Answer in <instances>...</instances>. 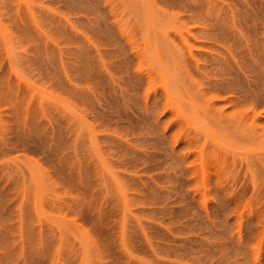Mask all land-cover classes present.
<instances>
[{
	"label": "rangeland",
	"instance_id": "obj_1",
	"mask_svg": "<svg viewBox=\"0 0 264 264\" xmlns=\"http://www.w3.org/2000/svg\"><path fill=\"white\" fill-rule=\"evenodd\" d=\"M0 264H264V0H0Z\"/></svg>",
	"mask_w": 264,
	"mask_h": 264
}]
</instances>
